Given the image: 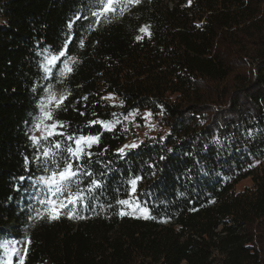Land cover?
Here are the masks:
<instances>
[{
	"label": "trees",
	"instance_id": "obj_1",
	"mask_svg": "<svg viewBox=\"0 0 264 264\" xmlns=\"http://www.w3.org/2000/svg\"><path fill=\"white\" fill-rule=\"evenodd\" d=\"M96 7L0 0V243L30 237L26 264H264V0H141L93 28ZM78 14L89 20L71 30L77 63L46 78ZM49 88L71 92L55 114L65 133L101 134L90 170L104 181L89 192L82 178L88 206L53 221L36 218L44 173L29 138ZM110 94L124 112L161 114L167 134L121 157L120 125L90 123L115 118ZM55 139L58 152L70 143L42 146ZM134 176L147 219L117 203Z\"/></svg>",
	"mask_w": 264,
	"mask_h": 264
},
{
	"label": "snow or ice",
	"instance_id": "obj_2",
	"mask_svg": "<svg viewBox=\"0 0 264 264\" xmlns=\"http://www.w3.org/2000/svg\"><path fill=\"white\" fill-rule=\"evenodd\" d=\"M141 0H96V10L92 11L91 15L95 19L90 22V27L98 26L102 20L107 19L109 15L117 13L123 14L124 10L130 5H139ZM83 20H89L86 15L78 14L69 20L67 27L70 30L65 38L64 44L55 53H49L45 56V64L43 70L47 78L52 69L62 65L58 68L60 76L66 77L73 71L72 65L77 63L76 58L69 54V45L73 43L74 37L71 34L73 25ZM142 33L150 36L147 28H141ZM143 36H137V39H143ZM80 45L83 46V40H80ZM71 95L70 91H66L61 95L48 89V94L43 101L40 102V115L36 118V123L33 126L34 131L41 133L40 136L31 135L29 138L37 147L38 154L34 157L38 168L44 174L36 177L34 187L40 194L38 202L43 206L42 211L36 212V218H47L49 221L60 219L61 215H67L68 218H75L74 208L76 205L84 203L87 207V195L85 190L80 187L83 182L82 178L89 180L88 191L94 192L97 189L104 187V181L95 178V173L91 171L92 157L95 155L92 151L93 146H99L100 135H73L67 134L63 131L67 127L64 121L56 119V112L59 109L66 110L65 101ZM87 100L88 97H82ZM106 100H114L115 97L111 94L103 97ZM122 105V102H121ZM85 113H80L84 115ZM115 115V114H113ZM151 116V113L147 114ZM91 124H99L103 129L111 131L119 120H92ZM65 138L70 142L62 151V141L55 139L48 147L42 146V141H53V138ZM139 147L137 143L125 144L117 149V153L124 157L128 154L127 150L136 149ZM107 149H103L99 155H103ZM26 163H31L26 158ZM107 166V165H106ZM253 165H250V167ZM104 175V173H101ZM21 180L24 177L20 178ZM142 177L134 176L127 181L130 186L126 190L127 199H120L117 201L122 206H128L133 209V212H138L145 219L149 218V209L142 206L138 201L139 197L136 195L138 182ZM42 186V187H41ZM72 206V207H70ZM126 211H121L120 215H128ZM81 219L83 217H80ZM19 245V247H16ZM31 245V238L25 236L23 240H11L0 243V248L7 254V264H26L28 257L29 246ZM0 259H3L0 257Z\"/></svg>",
	"mask_w": 264,
	"mask_h": 264
},
{
	"label": "rangeland",
	"instance_id": "obj_3",
	"mask_svg": "<svg viewBox=\"0 0 264 264\" xmlns=\"http://www.w3.org/2000/svg\"><path fill=\"white\" fill-rule=\"evenodd\" d=\"M53 92L57 95H61L60 91ZM112 96H114L115 99L108 101L115 110L116 115L113 120H119V123L117 124L128 134V139L125 144H131L134 142L139 144L147 138L163 137L167 134L168 130L162 123L161 114L147 110L124 112L120 100L115 95ZM148 113H151L152 115L148 116ZM36 135L40 136L41 133L37 132ZM249 185L250 181H245L240 185L239 189H243L245 186ZM16 247H19V245H16ZM2 264H7V259L3 261Z\"/></svg>",
	"mask_w": 264,
	"mask_h": 264
}]
</instances>
